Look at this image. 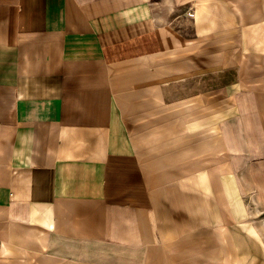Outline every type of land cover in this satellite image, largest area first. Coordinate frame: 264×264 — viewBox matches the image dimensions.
<instances>
[{"label":"crops","instance_id":"crops-1","mask_svg":"<svg viewBox=\"0 0 264 264\" xmlns=\"http://www.w3.org/2000/svg\"><path fill=\"white\" fill-rule=\"evenodd\" d=\"M0 264H264V0H0Z\"/></svg>","mask_w":264,"mask_h":264}]
</instances>
